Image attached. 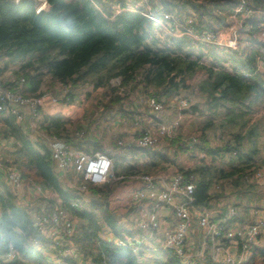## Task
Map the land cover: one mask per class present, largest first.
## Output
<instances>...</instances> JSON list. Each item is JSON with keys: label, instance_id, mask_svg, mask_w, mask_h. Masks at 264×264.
Segmentation results:
<instances>
[{"label": "trees", "instance_id": "16d2710c", "mask_svg": "<svg viewBox=\"0 0 264 264\" xmlns=\"http://www.w3.org/2000/svg\"><path fill=\"white\" fill-rule=\"evenodd\" d=\"M45 1L47 8L36 12L34 0H0V55L4 57L0 60V79L12 84L8 79L18 80L22 77L23 95L36 96L41 91V85L48 82L47 79L68 85L69 88L85 83H91L95 88H108L111 80L118 78L121 85L134 83L133 88L143 87L146 94H141L142 97L152 96L168 109L175 103V96L184 94L181 86H186L185 80L197 71L201 72L202 77L196 86L198 93L192 88L190 91L203 98L207 113L216 119H207L198 131L196 127L193 128L192 122V129H189L192 135L187 139L191 143L190 149L179 139V127L174 136L169 139L164 137L160 141L162 145L169 142L163 146L166 152L173 146L171 143H180L174 146L175 156L181 149L189 153L194 151V155L200 154V160L191 167L182 169L177 166V171L193 185L194 206L208 210L213 208L214 202H220L218 207L214 206L218 213L211 219H215L225 212L227 201H219L218 198L225 196L223 189L228 187L230 194L226 197L232 198L234 194L241 200L231 203L235 207V217L230 221L245 223L249 212L262 199L263 191L262 186L247 180L250 171L262 166L259 160L264 148V137L259 136L256 129L259 120L248 122L252 104L264 98V76L257 71V60L264 62V54L259 52L262 45L248 36V33L253 35L259 30L257 25L262 19L259 22L253 18L246 19L248 28H241L237 32L238 36L245 34L246 38L242 40L249 42L239 53V47L230 48L232 51L220 46L210 48L213 52L208 50L205 62L202 60L205 53L190 52L186 43L177 39L179 37L164 35L162 38L157 34L156 25L141 14L144 7L138 3L140 0H123L119 7L110 0ZM212 1L216 2L215 5L220 2V5L229 6L241 3L240 0ZM252 1L254 7L259 5L258 1ZM183 2L190 9L201 8L192 0ZM178 13L172 15L182 19ZM187 16L191 17V14ZM30 55L31 58L27 60ZM2 73L4 76L1 77ZM110 90L115 91V87ZM104 96L107 102L94 104V110L101 109L88 112L85 120L92 127L91 136L75 137L73 132L79 129L78 123L72 124L61 116H45L39 123V130L47 135L68 141L85 152H104L112 159L111 168L114 171L107 181L100 185H87L88 202L85 208L71 205L79 197L74 192L76 186L69 187L61 182L54 172L46 146L31 140L11 116L0 115V135L11 136L16 143L14 151L7 153V157L18 169L21 178L39 182L49 191L50 197L42 199L36 207L39 213L49 215L56 209L77 219L75 232L70 239L77 251L93 264H189L181 263L164 250H153L146 245L142 246L141 252L146 253L147 257L140 261L125 246H113L98 238L101 225H106L118 238H122L123 234L132 235V232L128 233L117 224L108 205L109 195L121 181L116 177H137L151 173L149 170L162 171L168 162L164 154L161 160L154 161L157 156L153 152L130 143L126 150L134 162L126 165L125 154L118 152L119 145L107 137V145L102 144L103 135L101 137L98 133L120 117L112 107L119 99ZM121 106L122 115L130 114ZM138 107L154 113L141 104ZM190 108L194 110L195 105ZM105 109L109 114L104 117ZM180 111L184 113V110ZM136 125L134 133L125 135L122 129H116L110 135L120 132L123 133L121 139L136 137L139 131L153 126L143 127L139 121ZM211 134L218 141L213 147L207 144L206 139ZM107 148L110 150L106 151ZM141 158L144 159L136 161ZM215 158L221 166L206 162H214ZM52 193L56 198L51 196ZM31 238L45 241L32 225L26 207L15 201L13 194L0 180V255L11 244L18 253L17 262L49 264L37 249L28 245ZM200 264L217 263L203 257ZM246 264H264V247L254 248Z\"/></svg>", "mask_w": 264, "mask_h": 264}, {"label": "built area", "instance_id": "2783aa9c", "mask_svg": "<svg viewBox=\"0 0 264 264\" xmlns=\"http://www.w3.org/2000/svg\"><path fill=\"white\" fill-rule=\"evenodd\" d=\"M13 1L17 2L18 0ZM238 5L244 9L250 8L242 6V3ZM46 8L45 0H34L36 12ZM248 12L250 10L246 11V13ZM141 14L153 22L157 31L163 32L164 35H186L203 44L221 45L222 38H219L217 33L212 31L196 32L193 17L179 19L169 12L161 11L158 14L153 10H146ZM230 44L229 47L232 48L237 45L234 39L230 41ZM30 58L31 55L27 57V60ZM3 59L4 57L0 55V60ZM8 81H11L12 84L4 83L0 79L1 117L11 116L23 130H29L28 135L32 140L46 146L54 172L61 179L69 182L70 186H76L75 193L79 194V197L73 200L71 205L85 208L88 202L87 185H100L107 181L112 159L104 152H85L75 148L69 142L39 130V123L45 116L43 114L44 104H58L64 109L75 102V92L84 93L85 90L81 87L71 90L68 85L57 84L55 89L43 88L36 96H25L22 93V77L18 80L10 78ZM111 83L121 85L118 78L112 79ZM181 92L184 94L173 98L177 111L188 108L191 103V95L183 90ZM142 104V106L153 110L154 113L162 110L161 102L152 96L144 97ZM64 114L67 116L68 113L64 112ZM64 114L60 116L64 118ZM24 121L27 124L22 123ZM177 128V123L173 121L167 124L159 123L149 129L139 131L140 134L136 137L120 138L116 143L120 146L118 152L123 153L122 155L126 154L130 143L147 149L163 147L160 140L164 137L169 139L174 136ZM88 132L93 134L92 127L85 123L74 131L73 135L82 138ZM15 146L16 143L11 136L0 135V180L13 194L15 201L24 208L26 207L32 225L45 240L43 242L31 238L28 239V245L37 249L49 264H93L91 260L85 259L77 251L70 239L75 232L76 218L56 209L49 215H43L36 210L40 201L49 198L50 193L39 182L21 178L18 169L11 163V160L8 157L5 158L7 153L14 151ZM168 152L171 158L175 157L174 146H171ZM259 162L262 166L259 165L258 168L250 171L247 179L264 186V148ZM135 179L140 184L128 192L126 202V205L129 202L135 205L132 210H125V215L115 220L128 233L132 232V235H123L122 238H118L106 225H101L98 238L104 242L113 246H125L140 261L147 257L146 253L141 252L142 246L146 245L153 250H164L181 263L189 264H200L203 257H209L212 262L217 264H246L254 248L261 247L258 246V243L264 225L263 203L259 204L258 209L249 212L250 215L245 223H239L237 220L230 221L235 217V207L231 203L241 201L232 196L227 199L225 212L215 219H211L218 213V210L215 208L205 210L202 207L194 206L192 204L193 185L179 171L172 169V166L163 173L143 174ZM51 196L56 198L54 193ZM163 212L171 219H166ZM193 232H197L196 239L192 237ZM154 237L158 240V247L152 246L149 242H141L144 238L153 241ZM17 260V251L11 244H8L0 255V264H24Z\"/></svg>", "mask_w": 264, "mask_h": 264}, {"label": "rangeland", "instance_id": "374dc122", "mask_svg": "<svg viewBox=\"0 0 264 264\" xmlns=\"http://www.w3.org/2000/svg\"><path fill=\"white\" fill-rule=\"evenodd\" d=\"M170 1H172V0H170ZM205 1H208V0H194L192 3H194L195 5L196 4L197 5L208 4ZM256 1L259 2V5H256L254 7L253 1H251V0H240V2L243 5H245V7L247 6V7H250L252 9H258V10H251L250 8L244 9L243 7L239 6L238 4H235L233 6H229L228 7L229 10L220 11L219 13L221 15L217 12L211 13V15L210 14L207 15L203 11L200 10L201 8L200 9L197 8L196 9L197 11H196V10H193V9H190L187 7V11H188V13L191 14V17H193L194 23H196V21H197L196 17H198L201 14V12H203L204 14L201 17L207 18L206 16H211V18L219 19L220 25L223 24L222 21L225 20V22H226L225 26L226 27H224L223 32L224 33L229 32V34L226 36V38L221 39V41H220L221 45H218L216 43H209V44H205V45L201 46L202 43L198 42L197 40H195L192 37L194 39L193 40L194 43H193V48H191V50H194L195 46L198 44H200V46L198 47V50L200 52H206L210 48H212V49L217 48L215 46H222L223 48L231 50L232 48L230 49V48H227L225 46H231L230 41H232L233 39L237 43L236 49L238 47H242L243 45H247L249 42L245 43V41L242 40V39L246 38V35L243 34L242 36H238L237 32L242 28L241 24L243 25L246 22V19L253 18V19L257 20L258 22H259V19H262V21L260 23H258V25H257L258 28H260V29L256 33H254L253 35H250L248 33V36L258 40V42L262 45L259 49V52H262L264 54V0H256ZM138 3L141 4L140 5L141 7H144V10H142L141 12H145L146 10H148V11L153 10L154 12H156L158 14H160L161 11L168 12L167 10H163L162 4L159 2L157 3L156 0H142V1L140 0ZM183 5L185 6V4H183ZM247 10H250V12L246 13ZM215 15H217L218 17L221 16L224 18H217V17H215ZM222 15H226V18H225V16H222ZM213 24H212V26H213ZM247 28L248 27L246 25H243V29H247ZM157 34H159L162 38L164 36V33L161 31H157ZM181 36L182 35L175 34V37H181ZM206 45H208V46H206ZM209 51H212V50H209ZM216 51L218 53H221L220 51H218V49ZM220 55H222V54H220ZM229 58H230V56H229ZM202 60L205 61V58H203ZM205 62H207V61H205ZM260 63H261V61H259V67L258 68L261 71V69H264V66L260 65ZM257 64H258V60H257ZM201 77H202V73L197 71L193 76H191L189 79L185 80L184 85H186V86H181V90L186 91L189 94L191 93L190 94L191 95L190 106L195 105V109L192 110L190 108V106H188V108L183 109L184 113H182L181 111L180 112L177 111V114L175 113L176 115L173 114V117H169V118H167V121L163 122V124H167V123H170L172 121L177 123L178 127L181 130V134L179 136V139L185 143V145L188 149H190L191 143H188L187 139H189L192 135V134H190L191 132H188V131L191 128L192 122H193V124H192L193 128L196 127L195 129H197V131H198V128H200V126L207 119H210L211 121H214L216 119V118H212L207 113L203 98H200L195 93L190 91V88H192L196 93H198L196 86H197V82L201 79ZM133 84L134 83L129 84V86L123 85V87H121V85H114L110 82V85L108 88H95L91 83H85V84H81V85H76L75 87H81L85 90L84 93L85 92L89 93L87 95V99H85V102H86V106H85L86 111L85 112H87L89 107H91L90 112H93L94 104L99 105L100 103H103V102L106 103L107 102L106 101L107 98L104 95H106L109 98L117 97L119 99V101H118L119 106H121L122 104L130 102L129 99L133 100V98L134 99L137 98L136 102H135L136 105L137 104L143 105L142 100L144 99V97H142L141 94H139V91L142 92V95H145L146 92L144 91L143 87L133 88V86H132ZM135 84H137V83H135ZM48 85H49L48 82L46 84L43 83L41 85V87L42 86H48ZM114 87H115V91L110 90L111 88L114 89ZM134 95H136V96L139 95V96L135 97ZM195 102H197V103H195ZM73 104H77V103L74 102ZM112 107H114V106L112 105ZM252 107L253 108L251 111V116H249L248 122H257L259 120V124H256V129L260 133L259 136L264 137V128H263V124H264L263 123V121H264V98L258 99L255 103L252 104ZM162 109L165 110L166 108L163 107ZM99 110L100 109H96V112H98ZM65 111L66 110H64L63 112H65ZM88 115H89V113H86V115L84 116L85 120H87L86 118H88ZM90 115H92V114H90ZM64 116H66V114H64ZM83 124H85L84 121H83ZM111 126H109V127H111ZM113 127H114V124H113ZM105 130H107V129H105ZM105 130L101 131V133H98V135H100L101 137L103 135L104 140H101V141H102V144L106 146L107 145V139L104 137ZM122 130H127V127H123ZM124 133L126 135L125 131H124ZM86 136L87 137L91 136V132H88L86 134ZM120 137H122V133H120V132L113 133L110 137L107 136V138L111 142L113 141L114 143H117V140H119ZM30 139L32 140L31 137H30ZM206 139L208 142L207 144H209L210 147H213L214 145H216L218 143V141L215 138V135H213V134H211V136L207 135ZM168 143L169 142H167V141L163 142V144L165 146H167ZM171 145L176 146V145H180V143L176 144V142H174V143H171ZM149 151L153 152L154 155L157 156V158H155V161L161 160L162 154H164V156H166V158L168 159V162L166 163L167 167L165 166L166 168L164 170H162V171H160V170L159 171L149 170L151 172V173H149V175H155L158 173H163L166 171V169H168L171 166H172V169H176V170H178L177 166L182 168V169H185V168L191 167L192 165H194L196 162H198L200 160V156H199L200 154L194 155V153H195L194 151L192 153H189V152L184 151L183 149H181L179 152H177V155L174 158H171L169 155V152L168 151L166 152L163 149V147H160V148L154 149V150L149 149ZM145 156H147V154H145ZM5 158H7V155H5ZM125 158L126 159L128 158L124 163L126 165H128V163L134 162L133 160L129 159L130 156H128V153L125 154ZM143 159L141 158V159H138L136 161H140ZM209 160H210V158H209ZM213 161L214 162L207 160L206 162L210 163L212 165H215V166H221L220 165L221 163L217 158H215ZM224 161H223V163H224ZM153 167H155V165H153ZM223 167H225V166H223ZM112 171H114V170L111 168L109 170V172L112 173ZM247 180H249V179H247ZM61 182L64 183L65 185H68L69 187H72L69 185V182H67L64 179H61ZM261 188L264 191V187H261ZM223 191L225 193V196L219 197L218 198L219 201H227V199H228L226 197L230 194L228 187L223 189ZM263 191H261L262 199L258 203V206L264 200V192ZM232 195L235 196L234 194H232ZM219 204H220V202H217V203L214 202L213 208H214V206L218 207ZM258 206H256L254 209H258ZM212 210L215 211L214 209H212ZM195 225H196V223H195ZM123 235L125 236L126 234H123ZM192 237L195 238L194 234L192 235ZM141 242H144V243L149 242L150 244H152V246L154 245V247L155 246L158 247V245H157L158 240L155 237L153 238V241L150 240L149 238L148 239L144 238L141 240ZM263 247H264V243H263ZM154 250H157V249H154Z\"/></svg>", "mask_w": 264, "mask_h": 264}, {"label": "crops", "instance_id": "0c3cea01", "mask_svg": "<svg viewBox=\"0 0 264 264\" xmlns=\"http://www.w3.org/2000/svg\"><path fill=\"white\" fill-rule=\"evenodd\" d=\"M102 1H108V0H102ZM110 1L115 2L116 3L115 5L117 7H119L118 4L120 2H122L123 0H110ZM156 2L157 3L158 2L161 3L162 4V8L165 9V10H167V11H169V12H171V14L172 13H175L176 14L177 11H178L179 12L178 13V16L180 18H185V15L188 14L187 6L186 5L185 6L183 5L184 4L183 0H172V1H170V0H156ZM205 2H207L208 4H205V5H202L201 4L200 5V7H201L200 10L203 11L207 15L208 14L211 15V13H214V12L219 13L222 10H229V8H228L229 5H223V4L220 5L219 4L220 2H217L218 4L215 5L216 2H213L212 0H208V1H205ZM180 9H181L182 12L180 11ZM203 12H201V14L198 17H196L197 18V21L195 23V29H196V31L198 32L200 30H212L213 32L215 31L219 35V38H226V36L229 34V32H226V33L223 32L224 31V27H226L225 26L226 25L225 20H223L222 21L223 24L220 25L219 19L211 18V16H206L207 18L201 17L204 14ZM222 16H225V18H226V15H222ZM215 17H217V18H224V17H221V16L218 17L217 15H215ZM212 24H213V26H212ZM243 25H245V23ZM243 25L241 24V27L242 28H243ZM177 39H181V41H183L184 43H186V47H187V49L190 50V52L196 53V54L198 52H200L198 50V47L200 46V44H198V45L195 46V48H194L195 51L194 50H191V48H193V43H194L193 42V40H194L193 38L188 37V36H181V37H179ZM203 45H205V44H202L201 46H203ZM206 46H208V45H206ZM215 47H218V46H215ZM220 47H222V46H220ZM242 47H239V48L241 49ZM240 49L237 50L238 53H239ZM208 50L206 52H201V53H205L204 55H202V59L205 58ZM237 51H233V52H237ZM260 65H263L264 66V62H261ZM258 67H259V61H258V64H257V71L262 76H264V69H261V71H260V69ZM2 76H4L3 73L1 74V77ZM47 81L49 82L50 85H48V86H42L40 88V90L42 88H44V87L45 88H48V89H52V88L55 89L56 88V86H57L58 83L51 82L48 79H47ZM74 89H75V87H71V90H74ZM88 94L89 93H86V92L85 93L75 92L74 93V95H75V100L74 101L77 104H71L70 106L68 105L64 109L61 106H59L58 104H55L54 105V104H51V103H46L43 106V114L45 116H60L61 114H64L63 111L66 110L65 113H68V114H67V116L64 117V119L66 121H69L72 124L78 123L79 128H80L83 125V121L86 123L84 116L86 115V113L90 112V108H91V107H89V109L87 110V112H85L86 111V109H85V106H86L85 99H87V95ZM139 94H142V92L139 91ZM134 96L135 97H138L139 95L138 96L134 95ZM136 99H134V98H133V100L129 99L130 102L125 103V104H122V106H121L122 107V110L129 111L130 112V114H126V115H122L120 113V107L118 106L119 105V102L112 104L114 106V108H115V111L120 115V117H117L115 119L116 122H114V123L112 122L110 124V126L112 125L111 127L108 126V127L105 128V129H107V130H105V134H104V137L105 138L107 136L110 137L111 136L110 134L113 131H115L116 129L120 130L123 127H127V130H123V131H128L130 133H134L135 129L137 128L136 127L137 126L136 124H137L138 121H139V124L141 126H143V127H149V126H152V125H157L159 123H163V122L167 121V118L173 117V114H175V113L177 114V110L175 109V103H172L168 107V109H165V110L162 109L161 111H159L157 113H149L148 111L143 110L142 108H139L138 107V104L136 105V103H135L136 102ZM96 109H99V108H96ZM103 114H104V117H105L107 114H109V111L107 109H105L104 112H103ZM22 123L27 124L26 121H24ZM113 124H114V127H113ZM190 129H192V128H190ZM24 131H26L27 133L29 132V130H24ZM126 135H127V133H126ZM61 140H63V139H61ZM66 142H68V141H66ZM108 150H110V148L109 149L107 148L106 151H108ZM116 178L117 179H121V181L118 183L117 187L114 189V191L108 197V205L111 208L114 217L116 216L115 220L118 219V217L125 215V210L130 211V210L133 209L132 207L135 204H132V203L129 202V203H127L128 205H126L127 197H128V192L132 188L138 187V185L140 184L139 181L137 179H135V177H133V176L119 175ZM261 203L264 204V200ZM162 214L164 215V217L166 219H171V217L168 216V215H166L165 212H163ZM193 234L195 236L194 239H196L197 236H198L197 233L195 234L193 232ZM263 243H264V231L261 233V236H260V241L258 243V246H261V247H259V248H263L262 247L263 246Z\"/></svg>", "mask_w": 264, "mask_h": 264}, {"label": "clouds", "instance_id": "9594fccd", "mask_svg": "<svg viewBox=\"0 0 264 264\" xmlns=\"http://www.w3.org/2000/svg\"><path fill=\"white\" fill-rule=\"evenodd\" d=\"M172 15V14H171ZM188 17V16H187ZM186 18V17H185ZM148 19V18H147ZM183 19V18H182ZM194 30L196 31V29H195V23H194ZM200 31H212V30H200ZM200 31H198V32H200ZM197 32V31H196ZM213 32V31H212ZM216 33V32H215ZM167 36H171V35H167ZM182 36H186V35H182ZM171 37H175V36H171ZM188 37H191V36H188ZM192 38V37H191ZM203 44V43H202ZM225 47H228V48H232V47H229V46H225ZM236 47H237V45H236ZM236 47L235 48H232V49H236ZM163 108V107H162ZM45 117V116H44ZM262 187H264V186H262ZM259 207V206H258Z\"/></svg>", "mask_w": 264, "mask_h": 264}]
</instances>
